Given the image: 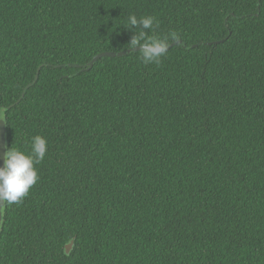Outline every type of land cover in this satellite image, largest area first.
I'll return each mask as SVG.
<instances>
[{
    "label": "trees",
    "instance_id": "1",
    "mask_svg": "<svg viewBox=\"0 0 264 264\" xmlns=\"http://www.w3.org/2000/svg\"><path fill=\"white\" fill-rule=\"evenodd\" d=\"M129 13L178 33L159 65H67ZM0 115L6 150L48 142L0 264H264V0H0Z\"/></svg>",
    "mask_w": 264,
    "mask_h": 264
},
{
    "label": "clouds",
    "instance_id": "2",
    "mask_svg": "<svg viewBox=\"0 0 264 264\" xmlns=\"http://www.w3.org/2000/svg\"><path fill=\"white\" fill-rule=\"evenodd\" d=\"M123 26L134 32L127 48L131 53L138 52L141 62L146 65H159L170 45L179 41L175 31L154 34L159 27V21L152 15L138 18L134 13H129ZM0 120H4L2 115ZM47 150V139L35 135L31 138L30 152L13 146L5 151L3 165L0 166V212L5 202L9 205L20 204L29 194L31 187L39 180L36 165L44 160Z\"/></svg>",
    "mask_w": 264,
    "mask_h": 264
},
{
    "label": "water",
    "instance_id": "3",
    "mask_svg": "<svg viewBox=\"0 0 264 264\" xmlns=\"http://www.w3.org/2000/svg\"><path fill=\"white\" fill-rule=\"evenodd\" d=\"M224 39H219V40H215V41H210L207 42V44H217L220 42H223ZM174 43H172L170 45V47L173 45ZM194 46V45H193ZM169 47V48H170ZM131 50L130 49H124V50H120V51H103V52H99L97 54H95L91 60H89L86 64H77V63H68V66H72V67H78L84 70H88L92 67V65L102 56H110V57H114V56H122V55H126L128 53H130ZM42 65L38 66L37 71L35 73L34 79L32 82L28 83L25 88H28L31 84H33L37 78H38V74H39V70L40 67ZM56 67H59L61 65H55ZM25 93V90L21 93L20 97L16 100L15 103H18L20 101V99L23 97ZM6 151V147H5V123L3 120H0V166L3 165V157H4V153ZM1 220H2V212H0V225H1ZM73 242L74 239L72 238L66 245H65V253L68 254L73 246Z\"/></svg>",
    "mask_w": 264,
    "mask_h": 264
}]
</instances>
